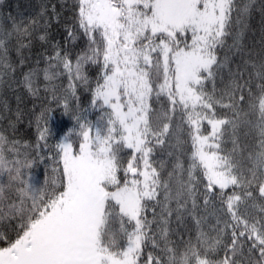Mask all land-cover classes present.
<instances>
[{
  "label": "snow or ice",
  "instance_id": "obj_1",
  "mask_svg": "<svg viewBox=\"0 0 264 264\" xmlns=\"http://www.w3.org/2000/svg\"><path fill=\"white\" fill-rule=\"evenodd\" d=\"M255 2L75 0L66 28L86 47L73 61L54 44L24 86L35 95L40 71L49 82L66 74L65 93L78 101V85L91 91L103 115L70 112L49 83L52 101L76 120L54 155L38 151L48 110L37 117L34 156L0 132V264H264V47L243 45ZM260 14L264 26V4ZM8 19L4 74L14 71L9 42L23 64L38 23ZM48 160L50 174L34 181L32 168ZM189 218L195 242L181 235Z\"/></svg>",
  "mask_w": 264,
  "mask_h": 264
},
{
  "label": "trees",
  "instance_id": "obj_2",
  "mask_svg": "<svg viewBox=\"0 0 264 264\" xmlns=\"http://www.w3.org/2000/svg\"><path fill=\"white\" fill-rule=\"evenodd\" d=\"M74 2L75 0H0V23L6 29L11 30L9 16L17 22L21 20L25 23L30 20L38 22L30 37V49L22 50L23 64L20 63L21 56L17 55L16 39L13 38L9 42V58L14 71L6 74L0 73V132L10 140L19 141L21 145L25 146L21 148V151L27 150L32 152L33 156L36 153L32 149L37 145L38 137L37 117L41 115L42 111L48 110L51 117L46 125L50 129L46 146H43L45 144L44 141L39 142L43 146L38 149L42 156H53L57 150V143L64 138L70 129H74L76 125L75 118L65 113L62 109L63 100L59 104L52 101L51 90H46V84H55L57 95L67 97L70 112L78 109L77 114L82 113L89 121H96L103 115L98 106L94 107L91 105V91L78 85L76 88L78 101L65 93L64 89L68 87L69 83V77L66 74L61 75L55 81L49 82L44 79V74L40 71L36 78L38 92L35 95L24 86V76L28 73L29 69L37 67L43 69L46 66L44 57L53 54L52 49L54 44H59L70 52L73 61L76 58V54L86 47L87 37L79 30L73 28L76 32L75 39L68 36L66 24L72 20V6ZM262 4H264V0H256L250 18L251 27L243 37L245 48L251 49L256 53H259L262 47H264V44H262L264 26L261 24L262 17L260 14ZM53 5H55V12L59 14L58 16L52 15ZM42 9H46L43 17L41 16ZM45 34L46 40H40L39 37ZM24 42L27 43V41ZM239 59L240 57H234L236 61H239ZM37 61L39 62L38 64ZM88 75L93 82L92 87H94V81L98 76L97 68H89ZM18 113L19 119H17ZM208 128L209 126L205 122L202 126V131ZM73 139L75 143V138ZM249 142L251 143L252 141ZM191 150V143L189 142L185 145V156L182 157L186 166L189 163L188 157L191 154ZM155 159L167 161L169 169L173 163L166 152L156 153ZM53 166L50 160L38 162L32 168L30 174L34 181L42 184L45 177L50 174V169ZM226 191H230V189ZM186 224L188 225V230H181V235L185 241L191 238L195 242L196 230L190 218L186 220ZM170 239L176 241V246L180 250H183V244L179 243L175 235H170ZM147 250L151 251L152 249L149 248Z\"/></svg>",
  "mask_w": 264,
  "mask_h": 264
},
{
  "label": "clouds",
  "instance_id": "obj_3",
  "mask_svg": "<svg viewBox=\"0 0 264 264\" xmlns=\"http://www.w3.org/2000/svg\"><path fill=\"white\" fill-rule=\"evenodd\" d=\"M71 238V237H70Z\"/></svg>",
  "mask_w": 264,
  "mask_h": 264
}]
</instances>
